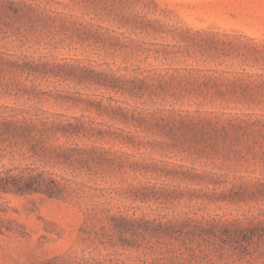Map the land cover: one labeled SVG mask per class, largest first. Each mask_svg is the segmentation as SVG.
I'll return each mask as SVG.
<instances>
[{"label":"rangeland","instance_id":"rangeland-1","mask_svg":"<svg viewBox=\"0 0 264 264\" xmlns=\"http://www.w3.org/2000/svg\"><path fill=\"white\" fill-rule=\"evenodd\" d=\"M136 1L126 59L0 31V264H264V0Z\"/></svg>","mask_w":264,"mask_h":264},{"label":"trees","instance_id":"trees-1","mask_svg":"<svg viewBox=\"0 0 264 264\" xmlns=\"http://www.w3.org/2000/svg\"><path fill=\"white\" fill-rule=\"evenodd\" d=\"M133 2L139 3L136 0H0V31L8 26L9 19L13 27L23 31L30 48L65 52L68 59L76 61L93 57L126 59L136 42L128 31L151 23L139 18L131 8ZM170 113L178 119L167 127L169 136L175 135L176 130H181L184 138L188 131L191 136L203 133L198 127L207 124L205 118L189 111L184 115L173 110ZM28 181L26 187H16V192L36 191L32 187L34 178ZM0 188L6 187L0 185Z\"/></svg>","mask_w":264,"mask_h":264}]
</instances>
